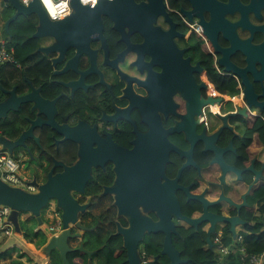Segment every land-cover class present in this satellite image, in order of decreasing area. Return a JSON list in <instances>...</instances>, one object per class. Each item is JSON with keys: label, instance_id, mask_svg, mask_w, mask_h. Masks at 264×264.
I'll return each instance as SVG.
<instances>
[{"label": "flooded vegetation", "instance_id": "1", "mask_svg": "<svg viewBox=\"0 0 264 264\" xmlns=\"http://www.w3.org/2000/svg\"><path fill=\"white\" fill-rule=\"evenodd\" d=\"M123 1L147 8L144 32L129 23L121 31L114 19L101 15L100 33L85 18L69 26L79 34L37 37L35 51L41 54L35 52L34 63H48L50 75L41 83L24 77L31 102L17 101L15 111L3 117L15 126L14 140L32 128L15 158L21 169L24 163L33 167V180L40 183L52 169L61 173L96 153L95 161L88 159L83 189L69 192L82 208L77 212L82 228L75 229L81 236L70 242L93 250L92 264L107 239L129 227L134 208L159 219L157 210L131 196L122 209V182L129 181L133 196L160 198L167 179L176 181L202 195L210 214L242 219L241 211L252 205V188L264 179V0ZM15 67L26 69L20 62ZM177 150L190 151L193 164L184 167L188 158ZM175 193L183 215L203 214L199 200L183 189ZM195 202L201 209L188 215ZM54 210L58 221L51 218L49 234L52 226L58 232L63 226L61 212ZM173 221L176 232L190 228L174 215ZM204 223L207 232L210 222ZM226 227L217 221L211 240ZM100 235L103 242L91 248ZM151 236L139 243L141 264L150 262L141 250Z\"/></svg>", "mask_w": 264, "mask_h": 264}, {"label": "water", "instance_id": "2", "mask_svg": "<svg viewBox=\"0 0 264 264\" xmlns=\"http://www.w3.org/2000/svg\"><path fill=\"white\" fill-rule=\"evenodd\" d=\"M3 1L10 3L12 8L16 10V13L10 18L9 24L14 22L19 16H37L39 24L33 35L34 37L79 34V32L76 31L71 32L70 30H74V28L69 26L70 24H76L77 20L85 18L94 20L97 25V32L100 33L102 32L101 15H107L114 19L120 30L123 25L129 23L132 27H137L141 32H144L147 25V15L145 16L147 8L144 6H130L123 0H98L96 3L88 4H83L80 0H71V13L60 20H51L39 0H31L28 4H23L20 0ZM60 41L62 43L65 42V37L60 38ZM10 94H12V96L8 101L1 105V107H6L8 112L15 110L18 100L21 103H30L33 91L18 96V98H16L14 90H12ZM42 103L45 105L47 101L43 99ZM1 118H3L2 115H0V119ZM59 131L66 134L64 129H59ZM31 134L32 128L23 133L18 140H11L5 134H2L0 135V145H2L5 150L7 149L9 152H12L19 146L21 140L31 136ZM70 135L74 136L75 132L71 131ZM169 145L170 144H167L168 148H171ZM177 152L188 158V162L184 167L193 164L190 151L182 152L177 150ZM95 156L96 153L89 154L88 159L93 161ZM84 157L86 158V156ZM88 159L86 158L87 163L79 162L71 168H66L61 173L53 174L54 170L52 169L48 173L44 183H40L36 180L31 181L30 183L36 187L35 192H29L15 187L9 188L8 185L6 186L3 182L0 183V191L2 190L7 193L6 195L0 194V205L9 206L12 209L9 219L12 221L14 230L18 234L22 233V228H24V226L30 229L33 225L31 222L33 220L41 224L43 218H57L53 216L54 209L61 212L60 220L63 223L62 230L58 234H54L48 238L44 246V252L49 256L52 251L57 250L62 258L63 264H71L68 259V254L73 252L85 253L88 257L87 264H92L91 258L94 255V251L86 248L84 245L74 247L73 245H75V242H70V240L79 239L81 236L79 232H75V229L78 230V228H82L77 218V212L82 208L77 205V202L71 197L69 192L71 189L82 190L88 177H90L89 164H91V162ZM166 160L169 161L168 151H166ZM143 163V157L139 162L137 161V165ZM161 170L163 172L164 167ZM128 187L129 181L122 182L120 190L121 208L128 209V202L126 199L128 196H131L132 199L135 200L134 202H143L144 206H150L152 209L157 210V217L159 218L157 221H153L150 217L140 215L137 208L132 210V216L128 219L129 227L122 228L123 230L119 231V234H122L124 238V246L127 250L129 264H141L140 254L138 253L139 243L147 234L157 232H161L165 236L161 254L168 257L169 264H181L184 262L180 252L172 243V234L176 233L173 215L177 219L188 222L194 228H197L204 222L212 223L207 231V244L210 249H213L211 235L212 233L215 234L213 224L217 221L226 222L230 225L229 232L232 234L234 240L237 236L236 226L247 224V222L241 220L238 216L224 217L210 214L207 211V205L209 203L202 195L194 196L190 194L187 188L178 185L176 181L167 179L161 187L160 198L148 195L144 197H139L137 195L133 196L130 194ZM177 189H183L187 193L188 198L199 200L204 205V212L200 217L190 218L183 215L175 193ZM34 264L39 263L34 262Z\"/></svg>", "mask_w": 264, "mask_h": 264}, {"label": "trees", "instance_id": "3", "mask_svg": "<svg viewBox=\"0 0 264 264\" xmlns=\"http://www.w3.org/2000/svg\"><path fill=\"white\" fill-rule=\"evenodd\" d=\"M5 19H8L13 10L7 8L5 10ZM11 12V15H10ZM38 18L36 15L19 16L14 22L9 25V30L3 34V39L7 42L9 48L13 47L15 57L20 64L26 67L25 71L20 72L13 65H3L0 71V101L7 99L10 92L14 90L18 96L29 92V85L24 80V77L32 79L37 78L41 83L46 81L50 75V66L46 62L39 64L34 63L36 57V41L34 37L38 26ZM41 54L40 52H37ZM36 73L35 77H32ZM16 85L17 87L13 86ZM0 131H2L9 139L14 140L18 134L15 126L12 123H7L4 119H0ZM262 143L264 144V133L262 134ZM264 175V169H263ZM250 178L246 179V185L249 184ZM91 183L90 185H92ZM243 188L246 187L242 184ZM250 202L252 205L241 211V220L247 222L238 228V232L243 236L242 243L239 246L244 247L249 254H264V179L260 180L251 190ZM256 202L258 212L254 208ZM200 205L193 203V209L188 213L191 215L193 211L200 210ZM240 218V217H239ZM49 224H52V219H49ZM226 223V222H225ZM249 223V224H248ZM194 228L180 227L176 233L172 234V243L180 252L181 258L184 260L181 264H242L240 254L230 253L219 258V254L213 249H210L207 244V232L203 229V225ZM222 230L224 234L223 243L227 246L237 247L238 244L232 242V234L229 232L230 225ZM108 231V230H107ZM25 238L30 243H35L30 239V234L26 230ZM107 233V232H106ZM104 233V235L106 234ZM229 237H226L229 235ZM104 235L96 236L90 244L102 243L105 239ZM110 240L107 239L104 250L100 251L101 256L98 258L97 264H129L127 250L124 246L123 238L120 234L113 235ZM164 235L154 233L150 238H147L142 246L141 252H145L146 257L150 260L148 264H169V259L166 255L161 254ZM47 238L43 235L36 242L37 247H42L46 244ZM96 241V242H95ZM75 247V246H74ZM92 248V246L90 245ZM157 260H155V258ZM31 259L25 252L18 251V255L12 256V252L0 253V264H26L24 261ZM51 264H63L62 258L57 250L51 252ZM68 259L71 264H87L88 257L83 252H73L68 254Z\"/></svg>", "mask_w": 264, "mask_h": 264}, {"label": "built area", "instance_id": "4", "mask_svg": "<svg viewBox=\"0 0 264 264\" xmlns=\"http://www.w3.org/2000/svg\"><path fill=\"white\" fill-rule=\"evenodd\" d=\"M23 4H28L31 0H20ZM42 7L46 11L48 17L51 20H60L71 13V0H50L53 4V11H49L45 0H39ZM98 0H80L83 4L96 3ZM15 57V52L13 48H8L6 42L0 44V64L10 63L17 65L19 61ZM3 132L0 131V135ZM21 165L18 158L10 155L3 147L0 145V178L5 183L16 187H23L29 192H35L36 187L32 185L30 180L23 178L20 173ZM22 180H26L25 183ZM12 209L6 205H0V236L1 237H11L15 232L14 225L9 219ZM264 217V215H263ZM50 232L57 233L58 229L55 227L50 228ZM237 236L235 240L232 238V242L238 244L237 247L227 246L223 243L224 234L219 231L213 238V248L219 254V258L222 259L223 256H227L230 253L240 254V261L242 264H264V254H249L246 252L244 247H240L239 244L242 243L243 236L236 230ZM227 235L226 237H229ZM223 255V256H222Z\"/></svg>", "mask_w": 264, "mask_h": 264}, {"label": "crops", "instance_id": "5", "mask_svg": "<svg viewBox=\"0 0 264 264\" xmlns=\"http://www.w3.org/2000/svg\"><path fill=\"white\" fill-rule=\"evenodd\" d=\"M7 8H11L12 10H13V13H12V15H11V12H10V17L8 18V19H5L4 18V16L6 15V13L7 12H5V10L7 9ZM16 13V10H14L13 8H12V6L10 5V3H8V2H5V1H3V0H0V44L2 43V42H6L4 39H3V34L5 33V32H7L8 30H9V20H10V18L14 15ZM7 43V42H6ZM8 47V46H7ZM9 48V47H8ZM11 48H13V47H11ZM14 49V48H13ZM18 61V60H17ZM3 65H13V64H10V63H5V64H0V67H1V69H2V67H3ZM13 66H16V65H13ZM1 69H0V71H1ZM15 93V92H14ZM12 96V94L10 95V96H8L7 97V99H5V100H2V101H0V108H2V109H0V115H2V117H4V116H6L7 115V113H9L8 111H7V109H6V107H1V105H3L4 104V102L6 103L7 101H8V99L10 98ZM15 96H16V94H15ZM18 98V97H17ZM20 103V101L18 100V104ZM7 111V112H6ZM15 111V110H14ZM13 111V112H14ZM10 112H12V111H10ZM18 148V147H17ZM16 148V149H17ZM15 149V150H16ZM8 152V151H7ZM9 153V152H8ZM13 155H14V153H13ZM15 156H17L18 157V155L17 154H15ZM15 156H13V157H15ZM1 179V178H0ZM7 184V183H6ZM8 185V187L9 188H13V187H15L16 188V186H12V185H10V184H7ZM6 185V186H7ZM0 194H4V195H6L7 193L6 192H4V191H0ZM250 199V198H249ZM49 219H47V218H43V222L41 223V224H39L37 221L36 222H34L33 223V225H32V227L30 228V229H26L28 232H29V234H30V239H33V241L35 242L34 244L33 243H30V242H28V240L25 238V229H23V231H22V233L19 235L22 239H23V241H24V243H25V245L27 246V252L25 251V253H26V255L32 260V259H34V260H36V261H34V262H38L39 264H51V259H50V255L48 256L45 252H44V246L46 245H44V246H42V247H37L35 244H36V242L40 239V236H41V234L43 235V236H45L46 238H47V240H48V238H49V232H48V225H49V221H48ZM48 221V224L46 223ZM181 222L183 223V225H186V226H188V227H192L188 222H185V221H183V220H181ZM34 225H35V228H34V230H32L33 229V227H34ZM211 225H212V223H210V227H211ZM213 226H214V224H213ZM209 227V228H210ZM37 233V234H35V233ZM213 234V233H212ZM0 238H3V237H1L0 236ZM6 239H9V238H7V237H5ZM0 244H1V242H0ZM9 246H8V241H7V243H5V245H0V253H2V252H5V251H7V250H9V248H8ZM209 247V246H208ZM39 249H41V250H39ZM19 251H21V250H19ZM16 255H18V251H13L12 252V256L13 257H15ZM38 258H40V261H39V259ZM157 260V259H156ZM24 261H25V263L26 264H30V262L29 261H26V259L24 258Z\"/></svg>", "mask_w": 264, "mask_h": 264}, {"label": "rangeland", "instance_id": "6", "mask_svg": "<svg viewBox=\"0 0 264 264\" xmlns=\"http://www.w3.org/2000/svg\"><path fill=\"white\" fill-rule=\"evenodd\" d=\"M13 112V111H12ZM11 114V113H10ZM7 150V149H6ZM9 152V150H7ZM14 153V155H13ZM10 155L15 156V154L18 155V151L13 150L12 152H9ZM21 175L23 176V178L27 179V180H33V178L35 177V169L33 167H30L27 163H24L21 171H20ZM4 183L6 184L3 180L0 179V183ZM23 183L26 182V180H22ZM7 185V184H6ZM16 188H21L22 190L27 191L25 188L23 187H16ZM47 223V222H46ZM48 224V223H47ZM35 228V225H34ZM34 230V229H32ZM35 233V232H34ZM37 234V233H35ZM20 234L14 232L11 237H9V239H6L5 237L0 238V245H5V243H7L8 241V248L9 250H7L8 252H13V251H19L21 250V252H27V246L25 245L23 239L19 236ZM42 235V234H41ZM92 246V248L95 246V244H90ZM41 250V249H39ZM5 251V252H7ZM3 253V252H2ZM223 256V255H222ZM224 257V256H223ZM40 261V258H38ZM34 259L31 260L30 264H34Z\"/></svg>", "mask_w": 264, "mask_h": 264}, {"label": "bare ground", "instance_id": "7", "mask_svg": "<svg viewBox=\"0 0 264 264\" xmlns=\"http://www.w3.org/2000/svg\"><path fill=\"white\" fill-rule=\"evenodd\" d=\"M45 2H46L45 4H46L48 10H49V11H53L54 6H53V4L50 2V0H45Z\"/></svg>", "mask_w": 264, "mask_h": 264}, {"label": "clouds", "instance_id": "8", "mask_svg": "<svg viewBox=\"0 0 264 264\" xmlns=\"http://www.w3.org/2000/svg\"><path fill=\"white\" fill-rule=\"evenodd\" d=\"M57 221H58V219H57ZM59 232H57V233H52V232H50V234H49V237L50 236H52V235H54V234H58ZM47 242V241H46Z\"/></svg>", "mask_w": 264, "mask_h": 264}]
</instances>
